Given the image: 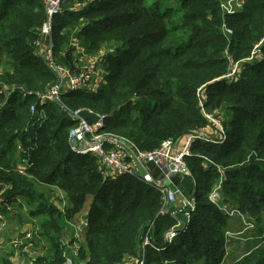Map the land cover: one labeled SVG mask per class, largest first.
I'll return each mask as SVG.
<instances>
[{
	"label": "trees",
	"instance_id": "1",
	"mask_svg": "<svg viewBox=\"0 0 264 264\" xmlns=\"http://www.w3.org/2000/svg\"><path fill=\"white\" fill-rule=\"evenodd\" d=\"M45 19L42 0H0V84L42 92L56 79L35 45ZM224 20L234 30L230 42L221 30ZM263 37L264 0H247L233 15H225L217 0L69 1L53 21L55 60L75 69L74 40L88 54L109 44L115 50L97 56L105 82L97 91L65 94L66 106L105 115L107 131L142 150L168 139L180 143L213 127L201 100L205 111L226 108L230 119L220 120L227 136L223 144L197 141L192 146L186 162L194 177L178 186L195 198L196 209L186 229L168 244L166 236L183 214L160 216L158 191L133 177L104 181L95 157L71 151L70 134L77 124L60 103H47L44 124L26 132L35 99L0 95V187L8 185L3 196L23 198L34 207L39 235L51 245L34 264L65 263L62 226L76 223L89 199L82 264H129L141 256L147 236L159 250L147 247L145 264H221L229 215L210 200L219 179L222 205L235 202L257 219L264 211V160H259L264 159V45L262 58L247 61ZM227 47L240 62L233 79L224 78L230 69ZM84 66L80 61L75 71ZM17 139L32 164L27 175L19 172ZM44 187L65 192L64 211ZM0 264L13 263L3 255ZM232 264H264V243Z\"/></svg>",
	"mask_w": 264,
	"mask_h": 264
},
{
	"label": "built area",
	"instance_id": "2",
	"mask_svg": "<svg viewBox=\"0 0 264 264\" xmlns=\"http://www.w3.org/2000/svg\"><path fill=\"white\" fill-rule=\"evenodd\" d=\"M45 6L46 19L38 30V41L35 42L39 49L37 55L43 57L54 72L56 79L49 83L44 91H33L19 88L16 85L0 84V95L7 100L15 93H20L23 98L33 97L35 102L30 106L31 121L25 131H30L41 127L46 119L44 106L49 102H57L62 105L63 110L76 122V127L71 130L69 146L71 151L78 155H91L97 159L98 170L104 181H113L122 177H133L143 183L152 186L161 196L162 206L159 211L160 216L170 214L174 218L178 214H183L185 224L179 228H172L166 236V241L171 244L177 237L179 231L186 229L190 222L193 212L196 209V200L192 196L185 198L183 206L177 211L170 212L169 205L177 201L179 196H183V191L174 183L177 177L185 178L191 176L190 169L187 165V158L192 156V146L197 141L223 144L227 136L224 129L221 128V134L217 139L211 138L205 134V129L201 132L189 135L183 142H175L171 139L164 140L159 147L153 150H142L133 141L121 135L106 130L105 115L94 113L88 108L71 109L62 102V97L71 92L79 91H97L98 87L105 82L106 73L102 67L99 57L91 60L86 66L79 71H75L67 66L60 65L54 57L53 42V21L55 16L63 13V8L71 0H42ZM225 15L238 14L244 9L247 0H217ZM221 30L230 42L234 35V30L224 20ZM45 42L43 43V40ZM264 37L253 49L252 55L247 61H253L255 58H262V47ZM225 55L230 62L229 73L224 77L233 79L239 74L240 62H235L229 53V47L225 50ZM205 117L211 122L216 123L214 117L207 114L204 110V100L200 101ZM84 114L95 116L93 122H89ZM221 123V122H220ZM219 125V124H218ZM17 163L21 175H27L28 168L32 166L26 158V150L20 139L16 140ZM151 169L157 171V175L151 173ZM170 181V185L166 182ZM5 190L7 184H3ZM0 195V227L8 223V219L13 215L15 205L21 207L18 199L8 201L5 199L4 191ZM184 197V196H183ZM65 198L62 199L64 201ZM212 203L217 205L219 211L229 216H235L238 209L221 204L220 195L214 192L210 195ZM18 208V209H19ZM64 208H60L64 211ZM80 216V215H79ZM89 211L85 212L82 217H78L75 226L74 239L70 243H64L63 257L64 264H82L79 253L82 248L81 237L89 227ZM35 230L25 234L24 239L27 241L34 240L39 236L40 226L37 221L33 220ZM151 228V226L149 227ZM35 231V232H34ZM236 235L227 234V237L234 238ZM1 239V237H0ZM64 240V238H63ZM62 240V241H63ZM63 245V243H62ZM15 247H19V242H14ZM156 248L147 236L143 243V252L141 256L129 264H145L146 248ZM1 253V252H0ZM37 259H29L28 264H34Z\"/></svg>",
	"mask_w": 264,
	"mask_h": 264
},
{
	"label": "rangeland",
	"instance_id": "3",
	"mask_svg": "<svg viewBox=\"0 0 264 264\" xmlns=\"http://www.w3.org/2000/svg\"><path fill=\"white\" fill-rule=\"evenodd\" d=\"M81 2V1H80ZM77 7L80 8L81 4L77 2ZM75 41V50L72 52V57L74 59V67L77 69V67L80 65V61L83 62L88 59L91 55L97 56H106L107 54L111 53L115 50L114 44L104 45L101 47L99 51L91 52L90 54L86 53L85 50L79 45L78 41ZM45 42V39L43 40V43ZM83 60V61H82ZM74 69V70H75ZM209 111V112H208ZM207 114H210L214 119L216 120L213 124L212 128H215L216 131L221 134V128L224 129V126L221 125L220 120H229V112L226 108H216L211 112L210 110L206 111ZM218 115V116H217ZM219 124V125H218ZM207 128V127H205ZM204 128V129H205ZM208 129V128H207ZM206 129V130H207ZM205 130V131H206ZM211 129H208V133ZM210 137V136H209ZM264 160V159H259ZM218 172H222V167H217ZM153 175H157V171L155 169L150 170ZM191 172V170H190ZM224 172V171H223ZM225 173V172H224ZM191 176H193V172H191ZM189 176V177H191ZM225 178V174H224ZM221 179V178H220ZM219 179L218 184H216V187L212 190L211 194L214 192L219 193L220 199H223L222 192H221V183L222 181ZM184 179L181 177H177L174 179V183L176 185L183 186ZM181 189V188H180ZM5 190V187H0V195L1 192ZM44 193L47 194V196H51V202H55L59 208H64V206L68 205V202L66 200H57L58 191L55 189V187H44L42 188ZM182 190V189H181ZM184 196V197H183ZM183 196H179L180 198L177 199V201L173 204L169 205V211L174 212L177 211L179 208L183 206V203L185 201V198L188 197V193L184 192ZM233 196L232 198H234ZM60 199H62L59 196ZM19 200L21 207L19 208L17 205H15L14 213L11 215V217L8 219V223L4 225L2 228L0 227V237H4V241H0V256L6 255L10 261L13 264H28L29 259L35 258L39 259L41 257H45L49 254V251L51 250V245L47 243L45 238L39 236H35L34 240L27 241L24 239L25 234L28 232L36 230L38 228H34L33 220L37 221L40 226V218L35 217L31 214V210L34 209L33 206L28 205V203L23 198H16ZM91 199H89L80 216L82 217L85 212H88L90 207ZM233 205V208H236L235 206H238L235 202H231ZM19 208V209H18ZM238 209V208H236ZM184 216L183 220L179 221L174 228L181 227L184 223ZM75 226H73L72 222L64 223L62 226V237L60 239L61 246H64V243H70L75 237H74V231ZM34 231V232H35ZM234 234L236 235L234 238L227 237V234ZM225 235L227 239L226 243V253L222 258L221 264H232L233 262L238 261L240 258H242L247 253H250L254 248L259 246L260 244L264 243V211L261 212L260 217L253 218L249 213H242L238 209V213L235 214V216H229L228 220V227L225 230ZM64 238V240H63ZM63 240V241H62ZM19 242V247L14 246V242ZM63 243V245H62Z\"/></svg>",
	"mask_w": 264,
	"mask_h": 264
},
{
	"label": "crops",
	"instance_id": "4",
	"mask_svg": "<svg viewBox=\"0 0 264 264\" xmlns=\"http://www.w3.org/2000/svg\"><path fill=\"white\" fill-rule=\"evenodd\" d=\"M94 58H91V57H88V59L87 60H85V61H83L86 65L91 61V60H93ZM208 129H211L210 130V132L208 133ZM206 131H205V134L206 135H208V136H210L211 138H214V139H217L218 137H219V133L216 131V129L215 128H212V127H209ZM55 189L58 191V196H57V200H62L63 198H65L66 197V194H65V192L63 191V190H61V189H59V188H57V187H55ZM59 196L62 198V199H60L59 198ZM5 237V236H4ZM4 237H2L1 239H2V241H4ZM1 239H0V241H1ZM235 261H236V259H235Z\"/></svg>",
	"mask_w": 264,
	"mask_h": 264
},
{
	"label": "water",
	"instance_id": "5",
	"mask_svg": "<svg viewBox=\"0 0 264 264\" xmlns=\"http://www.w3.org/2000/svg\"><path fill=\"white\" fill-rule=\"evenodd\" d=\"M166 184H167V185H170V181H167Z\"/></svg>",
	"mask_w": 264,
	"mask_h": 264
}]
</instances>
